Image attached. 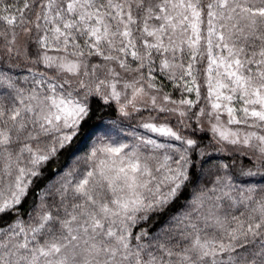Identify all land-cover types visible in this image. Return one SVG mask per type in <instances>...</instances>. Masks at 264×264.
<instances>
[{
	"label": "snow or ice",
	"instance_id": "1",
	"mask_svg": "<svg viewBox=\"0 0 264 264\" xmlns=\"http://www.w3.org/2000/svg\"><path fill=\"white\" fill-rule=\"evenodd\" d=\"M0 264H264V0H0Z\"/></svg>",
	"mask_w": 264,
	"mask_h": 264
},
{
	"label": "trees",
	"instance_id": "2",
	"mask_svg": "<svg viewBox=\"0 0 264 264\" xmlns=\"http://www.w3.org/2000/svg\"><path fill=\"white\" fill-rule=\"evenodd\" d=\"M165 90L169 91L170 88H166ZM144 115L147 116L148 113L145 112ZM115 117H116V113L114 112V106H113V108H100L94 113L92 119L89 121V124H93V123L103 121L105 124L111 125L112 122L114 121ZM138 119H139V116L136 117V120H138ZM136 120H133L131 123L135 124ZM125 142H128V141L126 140ZM209 150H211V149H209ZM217 154L220 155V153H217Z\"/></svg>",
	"mask_w": 264,
	"mask_h": 264
}]
</instances>
